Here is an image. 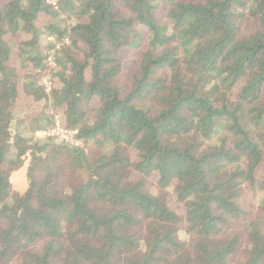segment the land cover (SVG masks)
Wrapping results in <instances>:
<instances>
[{"label": "trees", "instance_id": "1", "mask_svg": "<svg viewBox=\"0 0 264 264\" xmlns=\"http://www.w3.org/2000/svg\"><path fill=\"white\" fill-rule=\"evenodd\" d=\"M48 1L0 2V264H264V0ZM22 96L99 152L11 136Z\"/></svg>", "mask_w": 264, "mask_h": 264}, {"label": "rangeland", "instance_id": "2", "mask_svg": "<svg viewBox=\"0 0 264 264\" xmlns=\"http://www.w3.org/2000/svg\"><path fill=\"white\" fill-rule=\"evenodd\" d=\"M3 0H0V2H2ZM48 2L51 3H55V0H49ZM49 21V17L42 15L39 19V23L44 24L47 23ZM71 21L68 19H65V23H62V27H64L66 25V23H70ZM254 28V26L252 24H247L245 26V30L250 31ZM19 39L23 38L22 34H19L18 36ZM52 39H48L45 42V48H44V52L43 54L45 55V62L46 67L44 68L43 72H41V81L45 84L46 87V91L47 93L50 92L51 90V83L49 80V77H51V72L49 70V68L53 65V59L56 55V50L60 47V43L59 41H57V39H55V37H51ZM51 43H53L54 47H51ZM143 47H145V44L143 45ZM135 51L133 49H122L120 51L121 55H123L124 57H126V60L124 61L123 67H124V72L121 74V80L125 81L128 77L129 71L132 69L133 65H132V61L130 58H128L130 55H132ZM12 63L14 64V59L11 60ZM52 64H51V63ZM20 71V70H19ZM30 72H35V70H30ZM164 76L168 75L169 72L168 70H163L161 72ZM88 74V72H87ZM29 97L27 96H22L18 99L17 102V106L13 109V114H15L13 116V120L11 123V128H10V133L11 136H13L15 134V132H18L22 135H26L27 137L31 138L33 141H44L47 140L50 137H54L59 141H65L67 143L70 144H78L80 146H84L86 152L89 155H94L95 153L99 152V149L97 148V146H95L93 143H88V144H84L82 141H79L78 139H76L75 137V130H71L68 129L66 127H64L63 125V115L61 113V110H50V112L52 113V119H53V123L50 127L39 130L40 132H43L44 130H49V135L48 134H42L38 133L39 131H36L34 133L28 132L25 128V125L28 121V119L30 117L35 116L41 109V102L35 103L34 105L29 104ZM26 113V114H25ZM23 114H25V118L23 120H20L23 116ZM29 159L30 156H24V165L22 166V168H20L19 170L13 172L11 174V181L12 183H14L17 187H19L22 190H25L28 188V180H27V176H26V172H27V167H28V163H29ZM257 176L259 178H263L264 177V167H260L257 171ZM138 174H133L132 178H137ZM249 197L250 195L247 193L245 195V197L243 198V202L245 204H248L249 202ZM170 204L172 205V207L180 214H182L184 212V210L180 207V205L175 201V198L173 195L170 196ZM241 226V224H236L235 228H239ZM180 237L183 241H187L188 240V235L184 232V231H180ZM37 244L34 246L36 247ZM247 252L245 249H242L237 257V259L235 260L237 263H239L241 260L244 259V257L246 256Z\"/></svg>", "mask_w": 264, "mask_h": 264}, {"label": "built area", "instance_id": "3", "mask_svg": "<svg viewBox=\"0 0 264 264\" xmlns=\"http://www.w3.org/2000/svg\"><path fill=\"white\" fill-rule=\"evenodd\" d=\"M49 38L52 39L51 37H49ZM50 63H51V62H50ZM51 64H52V63H51ZM38 133H41V135H42V134H43V135H44V134H48V135H49L50 132H49V130H44L43 132H40V131H39Z\"/></svg>", "mask_w": 264, "mask_h": 264}, {"label": "water", "instance_id": "4", "mask_svg": "<svg viewBox=\"0 0 264 264\" xmlns=\"http://www.w3.org/2000/svg\"><path fill=\"white\" fill-rule=\"evenodd\" d=\"M11 123H12V121H11ZM11 123H10V125H9V130H10V128H11Z\"/></svg>", "mask_w": 264, "mask_h": 264}, {"label": "crops", "instance_id": "5", "mask_svg": "<svg viewBox=\"0 0 264 264\" xmlns=\"http://www.w3.org/2000/svg\"><path fill=\"white\" fill-rule=\"evenodd\" d=\"M14 184V183H13ZM15 185V184H14ZM16 186V185H15ZM17 187V186H16ZM17 188H19V187H17ZM20 189V188H19ZM20 190H22V189H20Z\"/></svg>", "mask_w": 264, "mask_h": 264}]
</instances>
